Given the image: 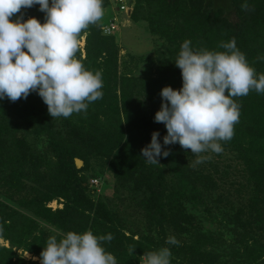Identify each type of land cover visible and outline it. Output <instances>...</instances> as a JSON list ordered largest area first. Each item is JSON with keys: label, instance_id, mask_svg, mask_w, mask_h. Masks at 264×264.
<instances>
[{"label": "trees", "instance_id": "trees-1", "mask_svg": "<svg viewBox=\"0 0 264 264\" xmlns=\"http://www.w3.org/2000/svg\"><path fill=\"white\" fill-rule=\"evenodd\" d=\"M133 2L131 19L136 21L139 11L142 14L146 12L147 16H143L142 20L147 22L149 31L166 39L172 47L169 61L160 60L156 77L144 83L147 101L161 99L159 92L165 86L174 90L181 87L180 70L174 62L185 40L191 41L190 47L195 50L224 51L219 47L221 42L226 43L235 38L236 47L244 54L248 64L257 74H264V0ZM245 2L248 5L246 10L241 8ZM102 7H108L107 0H103ZM20 13L23 14V20L35 18L40 23L44 22V14L38 11V5L22 8ZM82 33H87L85 58L81 59L78 51L75 58L86 70L101 73L103 95L89 103L84 112L76 113V122L59 117L60 127L66 129V133L54 130L47 106L35 92L15 102L7 98L0 100V171L5 174L2 186L10 194L9 199H13L17 193L19 197L14 209L0 201V238L9 246L0 247V264H34L19 259L16 252L25 251L40 257L50 233H53L42 224H47L59 235L69 231L83 233L86 230L95 236L110 233L111 241L102 242V246L115 257L118 264H135V255L144 256L157 247H167L178 257L182 255L178 264H222L214 253L202 249L201 246L205 244L201 242L205 236L198 233L192 236L195 240L189 245L166 244L164 226L178 233L189 232V217L183 205L177 201L178 198L186 199L188 194V197L192 196L195 187L186 180L188 176L174 148L162 144L160 123L154 122V113L141 110L139 101L130 89L132 80L118 77V48L111 37L101 35L100 21L90 24ZM233 99L240 105L238 123L233 126L231 139L220 143L236 153L249 177L252 193L248 215L254 216L251 223L246 221L245 225L240 224V218L233 219V222L241 226L240 230L253 223L264 235V93L250 91L246 96ZM119 109L123 111L126 121L125 141L118 135H123L120 130L108 132L100 126L101 114L107 111L118 114ZM14 123L21 124L35 138H46L47 148L55 160L50 174L40 173L44 166L40 157L30 151L22 137L11 134ZM154 131L159 133L158 142L162 144V150L166 148L170 152L167 157L159 159L161 167L136 158L138 149L142 147L140 145L145 147ZM10 136L11 143L7 145ZM80 152L108 160L107 168L113 177L133 180L138 190L143 188V193L147 194L146 210L156 232L154 238L149 235L134 240L131 236H125L116 226L115 218L107 206L91 199L93 191H88L83 176L88 162ZM77 158L83 163L81 169L74 165V159ZM162 167L172 170L179 178L178 186L169 192L162 178ZM28 174L36 177L39 187L32 188L30 195H22L21 190ZM53 200H62V208L54 211L47 208L46 205ZM205 242L208 241L205 239ZM238 251L244 264H257L264 257V245L258 239H242Z\"/></svg>", "mask_w": 264, "mask_h": 264}, {"label": "clouds", "instance_id": "clouds-1", "mask_svg": "<svg viewBox=\"0 0 264 264\" xmlns=\"http://www.w3.org/2000/svg\"><path fill=\"white\" fill-rule=\"evenodd\" d=\"M103 0H0V100L15 102L35 92L47 106L51 118H67L84 112L88 104L102 98L100 72L86 70L75 58L78 37L90 24L101 19ZM38 5L44 22L23 20L20 10ZM247 3L241 8L247 9ZM15 19H11L15 14ZM23 21V22H22ZM185 40L175 59L180 70L181 87H163L161 104L153 120L162 123L164 146L179 144L196 155L195 164L207 157L198 154L223 151L220 141L233 136L240 105L234 97L250 91L264 93V74H257L235 38L221 42L224 51L195 50ZM159 133H151L150 142L140 150L142 160L158 165L170 152L162 150ZM112 235L95 236L90 230L67 232L58 240L50 236L40 252V264H116L102 242ZM173 236L166 244L177 245ZM167 247L147 252L144 264H170Z\"/></svg>", "mask_w": 264, "mask_h": 264}, {"label": "rangeland", "instance_id": "rangeland-1", "mask_svg": "<svg viewBox=\"0 0 264 264\" xmlns=\"http://www.w3.org/2000/svg\"><path fill=\"white\" fill-rule=\"evenodd\" d=\"M103 9L104 13L99 20L100 24H104L110 19L111 12L109 10L105 11V8ZM143 16H147L146 12L142 14L139 11L136 21H133L131 16L128 18L127 16H123L125 22L119 25L118 29L110 37L118 48L116 60L118 77L130 78L132 80L129 84L131 85L130 89L134 98L139 101L141 110L146 113L155 114L160 108L161 99L153 100L152 102L147 101L143 86L147 79L156 77V69L160 60L169 61L172 47L166 39L149 31L147 22L142 20ZM86 35L87 33H82L78 38L77 51L81 59L85 58L84 46ZM116 90L117 94H119L117 88ZM118 97L120 99V95ZM122 112L119 109L118 114L110 113L109 111L101 114L100 126L108 130V132L120 130V133H123V135H118L125 141L126 135L124 131L126 130V121ZM76 117V113H73L67 119L76 122ZM59 119V117H54L51 121L54 130L64 134L66 133V129L60 127ZM11 128L13 129L11 134L22 137L30 148V151L40 157L41 164H44L40 173L50 174V171L54 168L53 164L55 160L47 148L46 138L44 136L35 138L21 124L16 123L15 127L12 125ZM159 131L161 136L166 134L162 123L159 125ZM8 139L7 145H10L11 136ZM68 144L72 145L71 143ZM140 146L142 147L138 149L136 158L138 161H143L140 156V150L144 147L143 145ZM170 147L174 148L180 165L188 176L186 180L195 188L192 196L188 197V194L186 199H179L177 197V202L183 205L184 211L189 217V225L187 227L189 232L178 233L172 228L164 226L165 240L169 236H173L179 242L178 244L189 245L195 240L192 236L198 233L200 236H205L204 241L201 242V244H205L201 246L202 249L214 253L220 263L244 264L245 262H242L243 260L240 257V251H238L242 239H249V241L258 239L264 245V235L253 223L250 227L240 230L241 226H237L238 223L233 222V219L237 220L240 218V224L245 225L247 222L251 223L254 218L253 215H248L250 213L248 203L251 200L252 193L251 183L236 153L230 148L221 145L223 149L221 153L217 154L211 151L200 153L198 155L207 157V159L200 164H195L196 155L191 154L189 149H182L179 144H173ZM80 154L88 162L83 176L88 191H93L91 199L95 202L101 201L107 206L115 218L116 226L125 236H131L134 240L149 235L154 238L156 232L152 226L151 217L146 210L145 199L147 194L143 193V188L138 190L136 188L138 186H135L133 180L131 181L127 178L116 179L113 177L107 168L108 160L105 161L92 157L90 154H85L84 152H80ZM155 166L161 167L160 162ZM82 167L83 164L79 169ZM162 176L163 181L167 184V192L178 186L179 178L172 170L166 167L163 168ZM4 177L5 174L0 171V201L5 202L10 208L14 209L19 199L18 193L13 199H9L8 196L10 194L2 186ZM92 179L98 180L96 187L89 186ZM36 184V177L28 174L21 194L30 195L32 188L39 187ZM46 207L51 211L61 209L62 200H53ZM42 226L52 230L51 236H56L58 240L60 239L61 235L53 228L47 224H42ZM205 239L208 242H205ZM0 247L8 248L9 246L6 241L0 238ZM160 248L162 247L154 248V251ZM170 253V264H178L182 255L178 257L171 250ZM16 254L19 259H23L25 262L40 264L39 256L25 251H17ZM139 258L140 256L135 255L133 262ZM116 264L118 263L116 262ZM257 264H264V257Z\"/></svg>", "mask_w": 264, "mask_h": 264}, {"label": "built area", "instance_id": "built-area-1", "mask_svg": "<svg viewBox=\"0 0 264 264\" xmlns=\"http://www.w3.org/2000/svg\"><path fill=\"white\" fill-rule=\"evenodd\" d=\"M108 7L105 8L111 12L108 21L100 24V32L104 37H110L118 29V26L125 22L123 16L130 17L133 12V0H107ZM98 180L92 179L89 183L90 187H96ZM135 264H144L143 256H141Z\"/></svg>", "mask_w": 264, "mask_h": 264}, {"label": "water", "instance_id": "water-1", "mask_svg": "<svg viewBox=\"0 0 264 264\" xmlns=\"http://www.w3.org/2000/svg\"><path fill=\"white\" fill-rule=\"evenodd\" d=\"M79 164L82 166V164H83L82 161H80L79 159H74V165L77 169H79L81 167V166L78 167Z\"/></svg>", "mask_w": 264, "mask_h": 264}, {"label": "bare ground", "instance_id": "bare-ground-1", "mask_svg": "<svg viewBox=\"0 0 264 264\" xmlns=\"http://www.w3.org/2000/svg\"><path fill=\"white\" fill-rule=\"evenodd\" d=\"M78 166L80 167V164Z\"/></svg>", "mask_w": 264, "mask_h": 264}]
</instances>
